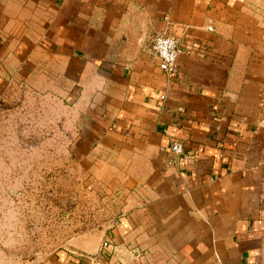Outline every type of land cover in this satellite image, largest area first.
I'll return each mask as SVG.
<instances>
[{
    "label": "crops",
    "instance_id": "1",
    "mask_svg": "<svg viewBox=\"0 0 264 264\" xmlns=\"http://www.w3.org/2000/svg\"><path fill=\"white\" fill-rule=\"evenodd\" d=\"M164 30L189 46L172 78L150 50ZM13 76L59 92L117 194L113 222L45 264H88L104 239V264H264V0H0Z\"/></svg>",
    "mask_w": 264,
    "mask_h": 264
},
{
    "label": "rangeland",
    "instance_id": "2",
    "mask_svg": "<svg viewBox=\"0 0 264 264\" xmlns=\"http://www.w3.org/2000/svg\"><path fill=\"white\" fill-rule=\"evenodd\" d=\"M58 93L22 90L14 76L0 83V264H45L118 214Z\"/></svg>",
    "mask_w": 264,
    "mask_h": 264
},
{
    "label": "built area",
    "instance_id": "3",
    "mask_svg": "<svg viewBox=\"0 0 264 264\" xmlns=\"http://www.w3.org/2000/svg\"><path fill=\"white\" fill-rule=\"evenodd\" d=\"M212 30V26L207 27ZM192 47H196L197 43L192 41ZM189 46L184 43L176 35L169 33L167 30L156 34L152 39L151 52L157 58L160 69L168 77L175 76L177 70V61L180 56L187 52ZM172 161L176 162V158L184 153V144L175 140L170 146ZM110 244L107 239L101 241L97 255L88 256V264H104L102 261V253L110 255Z\"/></svg>",
    "mask_w": 264,
    "mask_h": 264
},
{
    "label": "trees",
    "instance_id": "4",
    "mask_svg": "<svg viewBox=\"0 0 264 264\" xmlns=\"http://www.w3.org/2000/svg\"><path fill=\"white\" fill-rule=\"evenodd\" d=\"M108 256H109V254L105 255V254L102 253V258L107 259Z\"/></svg>",
    "mask_w": 264,
    "mask_h": 264
},
{
    "label": "water",
    "instance_id": "5",
    "mask_svg": "<svg viewBox=\"0 0 264 264\" xmlns=\"http://www.w3.org/2000/svg\"><path fill=\"white\" fill-rule=\"evenodd\" d=\"M97 253H98V251H97V252H95V253H93V254H91V255H97Z\"/></svg>",
    "mask_w": 264,
    "mask_h": 264
}]
</instances>
